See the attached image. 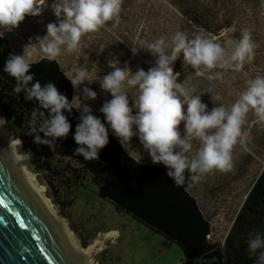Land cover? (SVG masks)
I'll return each instance as SVG.
<instances>
[{
  "label": "clouds",
  "instance_id": "9594fccd",
  "mask_svg": "<svg viewBox=\"0 0 264 264\" xmlns=\"http://www.w3.org/2000/svg\"><path fill=\"white\" fill-rule=\"evenodd\" d=\"M122 5L123 0H54L51 10L56 22L47 24L43 38H36L38 50L49 61L60 56L62 50L77 51L86 34L101 29L111 31L107 28L110 22L113 27L120 23ZM46 7V0H0V27L9 31L17 28L26 16H40ZM36 44L30 43L32 50L24 51L23 55L9 54L3 70L16 81L15 94L23 93L25 99L39 105L31 110L27 135L34 137L35 144L52 149L58 139L69 134L71 124L63 112L71 113L74 107L54 83L42 85L34 79L30 61L37 51ZM227 45L206 35L203 29L193 38L176 31L170 38L161 36L143 43L142 49L156 57L155 65L147 72L140 68L133 74L127 67H118L115 61L113 70L99 80L101 89L112 97L103 103L100 112L121 145L130 144L134 136L138 137L152 163L164 165L166 175L176 186L188 182L191 187L212 171H232V150L238 141L243 142L242 127L248 113L253 112L264 124V76L249 80L246 89L230 107L215 106L211 111H207V105L201 101L203 93L191 92L184 83L177 82L180 73H174L173 65L181 55L184 66L195 69L197 76L208 72L210 82L223 78L222 73L214 69L239 71L245 62L255 58L256 45L250 29H243L240 39L230 40ZM132 51L137 52L136 49ZM86 81H93L91 74L86 67L80 66L70 82L75 89ZM125 85L139 91L132 107ZM82 94L85 100L97 98L96 92L89 87H84ZM212 99L215 102L220 97L212 96ZM78 109L81 114L73 136L78 145L74 154L96 161L100 150L109 143L108 130L89 106L79 104ZM182 122L183 136L179 129ZM7 123L0 118V127ZM193 141H199V148L195 155L189 156ZM21 143L17 141L18 145ZM19 155L24 160L32 159L31 152ZM246 243L249 257H255L254 264H264V233L259 230L250 233Z\"/></svg>",
  "mask_w": 264,
  "mask_h": 264
},
{
  "label": "rangeland",
  "instance_id": "374dc122",
  "mask_svg": "<svg viewBox=\"0 0 264 264\" xmlns=\"http://www.w3.org/2000/svg\"><path fill=\"white\" fill-rule=\"evenodd\" d=\"M202 1L208 6L210 19H216L214 23L219 25L225 20L230 23L218 36L215 37L209 33H205L206 35L217 38L218 42L227 47L228 41L239 40L242 30L247 28L251 30L252 40L256 45L255 58L251 62H245L244 67L239 71L214 69V72H221L223 78L211 82L207 79L208 72H205L204 76H197L195 69L188 65L184 66L182 56L174 62V73H180L177 82L184 83L185 88L191 92L203 93L201 101L207 105V111H211L215 106L230 107L246 89L249 80L264 76V0ZM53 2L54 0H46L47 7L40 16H26L17 28L10 31L6 27L0 28V33L9 40L10 48L16 55L31 51L32 46L29 44L37 43V51L30 62H36L45 57L38 50L36 38H43L46 35L47 24L56 22V17L51 10ZM173 6V0L170 2L167 0H123L120 23L115 27L112 26V22L107 25L111 31L101 29L98 32L86 34L81 38L80 48L75 52L67 53L62 50L55 60L69 79L75 75L77 68L84 66L93 80L91 83L86 81L75 88L73 107L79 113H81L78 109L79 104L81 106L86 104L92 109L94 116L102 122L105 121L100 108L112 97L110 93L101 89L99 80L113 70L115 61L118 67H127L133 74L140 68L147 72L155 65L156 57L142 49L143 43L154 41L161 36L170 38L177 31L179 18L176 17ZM210 27L213 28V25ZM187 31L185 32L188 37H194L200 32L196 29L188 31L189 33ZM132 49H136L137 52L134 54ZM84 87L95 91L97 98L85 100L82 94ZM125 90L129 97V106L132 107L139 96L138 88L125 85ZM212 96H219L220 99L214 102ZM135 113L134 109L133 115ZM179 129L183 136V122L179 125ZM242 132L245 134L242 137L243 142L238 141L232 150V171L207 173L190 189V193L198 200L201 211L210 222L209 242L211 244L221 243L244 192L258 170L264 167V124L260 123L255 114L250 111ZM4 133L12 138L5 127ZM20 147L24 153L30 152L21 145ZM198 148L199 141H193V149L188 155H195ZM46 157L51 163H57V159L50 152ZM145 161L152 163L151 158H145ZM30 166L35 184L43 188L44 197L49 201L54 212L66 219V228L78 248H85L94 239L107 232L117 233L112 239L103 241L100 249L95 250L94 264L183 263L182 253L176 245H165L163 237L117 212L94 194V187L91 184H87L76 192L61 191L63 199H71L74 194L72 206L62 212L48 198L50 197L48 186L42 180L38 168ZM83 241L86 242L85 247L82 245ZM212 261V259L199 260L198 264H210Z\"/></svg>",
  "mask_w": 264,
  "mask_h": 264
},
{
  "label": "trees",
  "instance_id": "16d2710c",
  "mask_svg": "<svg viewBox=\"0 0 264 264\" xmlns=\"http://www.w3.org/2000/svg\"><path fill=\"white\" fill-rule=\"evenodd\" d=\"M173 2L176 17L179 18L177 31L186 33L187 30L203 29L205 33L216 37L230 24L227 20L219 25L214 23L216 19H210L208 6L202 0ZM212 25L213 28L210 27ZM9 54L16 55L10 48L9 40L0 33V117L8 121L4 127L9 135L20 140L21 146L33 154L29 164L38 168L42 180L48 186V198L62 212L72 206L74 194L71 199H63L61 191L76 192L91 184L94 194L117 212L163 237L165 245H176L182 253V264H198L199 260L210 259L213 260L210 264H254L255 257L250 258L247 251L248 239L240 240L239 223L245 221L244 212L249 207H259L258 216L264 217V169L247 194L224 240L211 244L210 223L190 195L188 182L176 186L166 175L165 166L136 162L106 126L109 143L100 150L98 160L88 161L74 154L78 145L73 136L81 114L75 108L71 113L63 112L71 124L66 138L58 139L52 149L47 145L35 144L34 137L27 135V123L31 110L39 105L34 100L25 99L23 93L13 92L16 81L3 70ZM30 64L35 80H39L42 85L54 83L70 103L73 101L75 89L56 60L49 61L43 57ZM40 136L43 138L42 133ZM49 152L57 159L56 164L47 159ZM257 230L264 233V222L258 223ZM250 233L255 234V231L251 229ZM82 245L85 247L86 242L83 241Z\"/></svg>",
  "mask_w": 264,
  "mask_h": 264
},
{
  "label": "water",
  "instance_id": "95a60500",
  "mask_svg": "<svg viewBox=\"0 0 264 264\" xmlns=\"http://www.w3.org/2000/svg\"><path fill=\"white\" fill-rule=\"evenodd\" d=\"M0 132V264H87L65 218L51 213Z\"/></svg>",
  "mask_w": 264,
  "mask_h": 264
},
{
  "label": "crops",
  "instance_id": "0c3cea01",
  "mask_svg": "<svg viewBox=\"0 0 264 264\" xmlns=\"http://www.w3.org/2000/svg\"><path fill=\"white\" fill-rule=\"evenodd\" d=\"M38 61V60H37ZM32 63V62H30ZM74 93H75V90H74ZM73 99H74V94H73ZM72 104H73V101H72ZM104 125L109 129V131L112 133V135L114 136V138L119 142V144L121 145L119 139L115 136V134L112 132L110 126L107 124L106 120L104 122ZM135 131V129H134ZM121 147L123 148V150L131 157L133 158L136 162L140 163V164H148V165H156V166H164V165H161V164H153V163H146L145 161V158H150L149 154L144 150L143 146L141 145L138 137L134 136L131 141H130V144H124V145H121ZM264 169V167L260 168L258 170V172L256 173L253 181L251 182V184L249 185V187L247 188V190L244 192V196L242 197L238 207H237V210L229 224V227L227 229V232L226 234L224 235L222 241L224 240L225 236L227 235V233L229 232L230 228H231V225H232V222L235 218V216L237 215V212L241 209L243 203H244V200L247 196V194L249 193V191L251 190L253 184L255 183V181L257 180V178L260 176V173L262 172V170ZM196 184V183H195ZM195 184H193L191 186V188L193 186H195ZM190 188V189H191ZM189 193H190V190H189ZM191 196H193L191 193H190ZM194 197V196H193ZM194 199L196 200L197 202V205L200 209V206H199V203H198V200L194 197ZM258 204H262L261 202H258ZM201 210V209H200ZM260 208L257 207H249V209L247 208L244 212V220L245 221H242L239 223V236H240V240L241 241H244V240H247L248 237H249V233L251 232V229H253V231H257V227H258V223L260 221L264 222V217H259L258 216V212H259ZM202 212V211H201ZM203 214V212H202ZM204 215V214H203ZM205 217V216H204ZM206 218V217H205ZM208 220V219H207ZM249 220V221H248ZM209 221V220H208ZM210 223V222H209ZM211 226V225H210ZM252 226V228H251ZM113 232V231H112ZM115 234H117L116 232H114ZM221 241V242H222Z\"/></svg>",
  "mask_w": 264,
  "mask_h": 264
},
{
  "label": "bare ground",
  "instance_id": "6f19581e",
  "mask_svg": "<svg viewBox=\"0 0 264 264\" xmlns=\"http://www.w3.org/2000/svg\"><path fill=\"white\" fill-rule=\"evenodd\" d=\"M0 132H1V135L3 137V139L10 143V144H15L17 146L20 147V145L17 144V140H13L12 138L10 137H7L4 133V126L3 127H0ZM24 152L22 151L21 147H20V150H19V154H23ZM19 161L28 169L29 171V178L33 184V186L36 188L37 190V194L38 196L43 200L44 204L46 205L47 209L51 212V213H54V210L52 209V206L51 204L49 203V201L44 197V190L42 187H39L38 185L35 184V180H34V176L32 175V167L30 166L29 164V160H24L20 157L19 155ZM67 230V233L70 237V239L72 240L73 244L75 245V247L81 252L83 258L85 259V261L87 262V264H94L93 263V253L95 252V250H98L101 248V244L103 243V241L105 240H109V239H112V237L115 236V233L114 232H108L104 235H102L101 237H98L96 239H94L90 244H88L85 248L83 249H80L77 247V245L74 243V240L72 238V235L71 233L68 231V229L66 228ZM96 237V236H95ZM103 248V247H102Z\"/></svg>",
  "mask_w": 264,
  "mask_h": 264
}]
</instances>
